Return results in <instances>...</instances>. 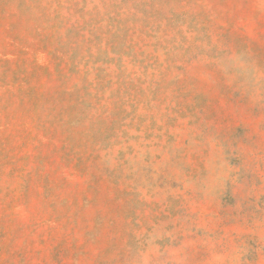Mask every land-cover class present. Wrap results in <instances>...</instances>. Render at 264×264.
Returning a JSON list of instances; mask_svg holds the SVG:
<instances>
[{
  "label": "rangeland",
  "instance_id": "rangeland-1",
  "mask_svg": "<svg viewBox=\"0 0 264 264\" xmlns=\"http://www.w3.org/2000/svg\"><path fill=\"white\" fill-rule=\"evenodd\" d=\"M0 264H264V0H0Z\"/></svg>",
  "mask_w": 264,
  "mask_h": 264
}]
</instances>
